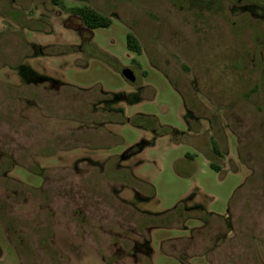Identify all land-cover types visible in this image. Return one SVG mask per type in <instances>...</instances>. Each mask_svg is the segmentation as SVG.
<instances>
[{
	"label": "rangeland",
	"instance_id": "rangeland-1",
	"mask_svg": "<svg viewBox=\"0 0 264 264\" xmlns=\"http://www.w3.org/2000/svg\"><path fill=\"white\" fill-rule=\"evenodd\" d=\"M263 67L264 0H0V264H264Z\"/></svg>",
	"mask_w": 264,
	"mask_h": 264
},
{
	"label": "trees",
	"instance_id": "trees-1",
	"mask_svg": "<svg viewBox=\"0 0 264 264\" xmlns=\"http://www.w3.org/2000/svg\"><path fill=\"white\" fill-rule=\"evenodd\" d=\"M69 12L73 13L79 18L83 25L87 28L94 29L98 27H107L110 24V19L106 16L96 12L88 6H72L68 8ZM126 48L135 53H139L140 47L138 41L131 33H126L125 35ZM42 77H37L36 80H41ZM45 79V78H44ZM143 125V123H141ZM146 128L149 125H143ZM215 147V145H213Z\"/></svg>",
	"mask_w": 264,
	"mask_h": 264
},
{
	"label": "water",
	"instance_id": "water-1",
	"mask_svg": "<svg viewBox=\"0 0 264 264\" xmlns=\"http://www.w3.org/2000/svg\"><path fill=\"white\" fill-rule=\"evenodd\" d=\"M263 73H264V67H263ZM120 74L122 75V77H124L126 80L130 82H133L135 79L134 74L129 68H122L120 70Z\"/></svg>",
	"mask_w": 264,
	"mask_h": 264
}]
</instances>
